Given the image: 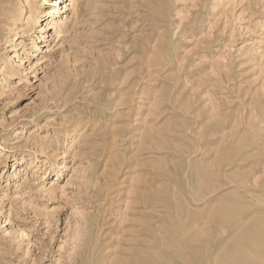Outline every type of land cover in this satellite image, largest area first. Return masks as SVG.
Wrapping results in <instances>:
<instances>
[{
    "label": "rangeland",
    "instance_id": "rangeland-1",
    "mask_svg": "<svg viewBox=\"0 0 264 264\" xmlns=\"http://www.w3.org/2000/svg\"><path fill=\"white\" fill-rule=\"evenodd\" d=\"M64 2L0 6V264H264V0Z\"/></svg>",
    "mask_w": 264,
    "mask_h": 264
},
{
    "label": "bare ground",
    "instance_id": "bare-ground-1",
    "mask_svg": "<svg viewBox=\"0 0 264 264\" xmlns=\"http://www.w3.org/2000/svg\"><path fill=\"white\" fill-rule=\"evenodd\" d=\"M3 2H5V0H0V6L3 5ZM63 5H65V6H63ZM62 6L64 9H68L70 6V3L64 2V0H52L51 7H50L48 13L53 17L54 22H56L55 20L59 16V12H60V9H62ZM37 12H38L37 15L32 19V24L34 27L36 26L37 29H39L37 24L42 19V10H37ZM57 23H58V21H57ZM56 30H58V28H56ZM36 33H37V30H36ZM36 37L41 38V36H39V34H36ZM35 46L38 47L39 44H36Z\"/></svg>",
    "mask_w": 264,
    "mask_h": 264
}]
</instances>
